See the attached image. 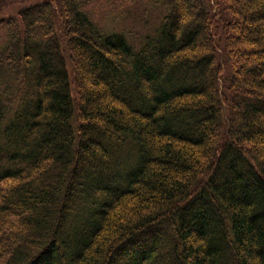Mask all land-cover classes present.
Masks as SVG:
<instances>
[{"label": "trees", "instance_id": "1", "mask_svg": "<svg viewBox=\"0 0 264 264\" xmlns=\"http://www.w3.org/2000/svg\"><path fill=\"white\" fill-rule=\"evenodd\" d=\"M216 2L1 21L0 264H264V0Z\"/></svg>", "mask_w": 264, "mask_h": 264}, {"label": "rangeland", "instance_id": "2", "mask_svg": "<svg viewBox=\"0 0 264 264\" xmlns=\"http://www.w3.org/2000/svg\"><path fill=\"white\" fill-rule=\"evenodd\" d=\"M45 0H0V47L5 43L8 30L2 26L5 20L21 28L19 16L23 8ZM168 0H82L84 12L103 29H114L126 32L131 41L139 44L142 39L154 34L162 17L166 13ZM220 3V0H215ZM59 8V0H53ZM81 2V1H79ZM208 7H212V0H205ZM220 7V6H218ZM212 9V8H211ZM61 9L57 11V31L62 33L64 16ZM220 10V8H219ZM220 18V14L218 16ZM8 23V22H7ZM4 23L5 25H8ZM19 24V25H18ZM12 26V25H11ZM13 28H11L12 30ZM20 34V33H19ZM226 78V74L224 75ZM229 92L225 90L228 101Z\"/></svg>", "mask_w": 264, "mask_h": 264}]
</instances>
